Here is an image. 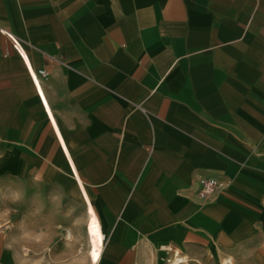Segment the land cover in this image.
Instances as JSON below:
<instances>
[{
  "label": "crops",
  "instance_id": "obj_1",
  "mask_svg": "<svg viewBox=\"0 0 264 264\" xmlns=\"http://www.w3.org/2000/svg\"><path fill=\"white\" fill-rule=\"evenodd\" d=\"M0 165L120 252L264 254V0H0Z\"/></svg>",
  "mask_w": 264,
  "mask_h": 264
},
{
  "label": "rangeland",
  "instance_id": "obj_2",
  "mask_svg": "<svg viewBox=\"0 0 264 264\" xmlns=\"http://www.w3.org/2000/svg\"><path fill=\"white\" fill-rule=\"evenodd\" d=\"M13 176L11 169L0 165V264L95 262L86 205L71 173L67 181H18ZM106 241L107 237L99 264H172L178 256L185 258L178 264H264L263 253L199 252L191 257L175 248L167 249L165 255L160 246H137L126 254Z\"/></svg>",
  "mask_w": 264,
  "mask_h": 264
},
{
  "label": "bare ground",
  "instance_id": "obj_3",
  "mask_svg": "<svg viewBox=\"0 0 264 264\" xmlns=\"http://www.w3.org/2000/svg\"><path fill=\"white\" fill-rule=\"evenodd\" d=\"M84 202L86 204V215H87L86 216L87 217V227L86 228L88 230L87 234L89 235V240L91 242L94 255L96 256V261L92 264H99L100 262L99 260L102 258L103 252L105 249V233H104L102 224L99 220V217H98L99 215H97L90 199L87 196L84 197ZM162 250H163L162 252L165 253L166 255V251H165L166 246H163ZM175 255L176 257L178 256V254H175ZM178 257L179 258H175L176 260L172 264H178V263L185 261L184 257H181V256H178ZM228 259H229L228 262L232 263L231 258H228Z\"/></svg>",
  "mask_w": 264,
  "mask_h": 264
},
{
  "label": "built area",
  "instance_id": "obj_4",
  "mask_svg": "<svg viewBox=\"0 0 264 264\" xmlns=\"http://www.w3.org/2000/svg\"><path fill=\"white\" fill-rule=\"evenodd\" d=\"M41 75H44L45 71L40 70ZM228 184L226 182L219 181L215 178H200L199 188L197 190V195L199 198L204 200H210L216 196L219 192L224 190Z\"/></svg>",
  "mask_w": 264,
  "mask_h": 264
}]
</instances>
